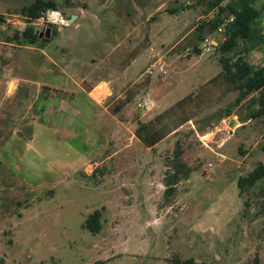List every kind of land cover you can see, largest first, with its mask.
<instances>
[{"label": "rangeland", "instance_id": "1", "mask_svg": "<svg viewBox=\"0 0 264 264\" xmlns=\"http://www.w3.org/2000/svg\"><path fill=\"white\" fill-rule=\"evenodd\" d=\"M32 1L0 0V264H264V178L236 185L264 163L263 117L247 119L259 92L235 103L241 81L220 61L260 65L264 41L202 52L225 36L211 0H54L78 19L32 58L9 40ZM250 2L264 37V0ZM30 62L42 85L23 98L10 79ZM99 77L114 81L97 108L74 82ZM177 143L193 170L166 199ZM95 210L98 232L84 226Z\"/></svg>", "mask_w": 264, "mask_h": 264}, {"label": "trees", "instance_id": "2", "mask_svg": "<svg viewBox=\"0 0 264 264\" xmlns=\"http://www.w3.org/2000/svg\"><path fill=\"white\" fill-rule=\"evenodd\" d=\"M210 5L211 7H217L216 16L210 23L212 30H216L224 18L233 16V19L226 24L224 29L225 36L218 48L221 54L230 52L238 45L240 40L249 41L250 47H254L264 41V37L259 35L255 27L259 10L251 5L250 0H211ZM47 8H56L55 1L33 0L28 5H24L21 8V13L30 20ZM42 38L43 37L38 36L37 28L27 24L21 30H16L9 40L15 41L17 45H35V43ZM245 51L247 52V50ZM220 61L225 68L233 66V70L230 72V80L232 82L236 80L241 81L240 92L236 97L235 103L241 101L251 92H259L256 99L258 107L247 119L253 116H262L264 123V63L254 66L242 56H238L232 64L229 63V58L227 56H221ZM245 121L246 120L240 122L244 123ZM158 139L159 138L148 140L145 141V143L147 145H153ZM181 154L182 151L179 143H177L173 157L170 160V165L163 178L165 186L163 194L166 199L175 192L176 184L181 180L188 179L193 170V168H190L181 160ZM262 178H264V163L259 162L247 174L238 176L236 185L239 190L242 191L246 187L253 186ZM99 216V210H95L85 219L84 226L92 232H98L100 229ZM173 263L194 264V260L192 258L183 260L174 258Z\"/></svg>", "mask_w": 264, "mask_h": 264}, {"label": "crops", "instance_id": "3", "mask_svg": "<svg viewBox=\"0 0 264 264\" xmlns=\"http://www.w3.org/2000/svg\"><path fill=\"white\" fill-rule=\"evenodd\" d=\"M75 15V18L74 20H77L78 19V15L74 14ZM77 27L80 26V23L76 25ZM7 44H10L9 46L11 47L13 44L11 43H7ZM18 47V46H17ZM19 53L20 54H27L29 56H31L33 58V55H32V51H37L39 50L38 52H40L43 56H45L46 58H48V55L45 54V52L41 49H39V47H37L36 45H21L19 46ZM111 52H108V56ZM110 57V56H109ZM34 64V63H33ZM32 62H30L28 65L22 67V66H19L18 67V72L17 74H19L17 77H12L10 80L12 81L13 83V86H12V89L13 91H15V89H18V87L22 86L23 89H24V93L22 95L23 98H28L29 96L31 97H35V94H37V90L40 88V86L42 85V83H40V81L34 79L31 74L33 73L35 67L33 66ZM55 65V63H54ZM57 66V65H55ZM44 67V66H42ZM20 68V69H19ZM41 68V67H40ZM42 71L45 69V68H41ZM58 71V70H57ZM57 71L55 72V76L57 75ZM61 71V69L59 70V72ZM57 79V78H56ZM85 79V78H84ZM83 78L81 79V81H75L74 83L76 84L77 88H79L81 91H83L85 93V95L89 98V100L95 105L97 106L98 108V97L95 96L93 94L94 90L98 87L99 89L98 90H104V85H105V88L107 89L110 85L111 82L114 81V79H104L102 77H99V78H94V79H91L89 81H85L84 83L86 84V88H89L90 91H85V86L82 85V82H83ZM55 82V81H54ZM104 84V85H102ZM53 87L56 86V84H51ZM50 86V84H49ZM59 86H61V84H59ZM59 88V87H58ZM13 93V92H12ZM101 95V94H100ZM100 97V96H99ZM29 104V103H28ZM45 111V110H44ZM237 126L235 129H237V127H241L239 125L241 124H244V123H241L239 122V120L237 119ZM234 131V130H232Z\"/></svg>", "mask_w": 264, "mask_h": 264}, {"label": "built area", "instance_id": "4", "mask_svg": "<svg viewBox=\"0 0 264 264\" xmlns=\"http://www.w3.org/2000/svg\"><path fill=\"white\" fill-rule=\"evenodd\" d=\"M233 19V16H230L226 19L224 23L217 27V32L219 34L224 32L225 26L228 22ZM28 24L37 28V30H45L47 27H58L63 28L70 26L71 22L69 17L66 16L61 10L57 8H47L42 10L35 18L30 19ZM219 46L218 40L214 37L206 35L200 41V49L202 52L211 53L217 50ZM141 108H146L148 106L147 102L139 103Z\"/></svg>", "mask_w": 264, "mask_h": 264}, {"label": "water", "instance_id": "5", "mask_svg": "<svg viewBox=\"0 0 264 264\" xmlns=\"http://www.w3.org/2000/svg\"><path fill=\"white\" fill-rule=\"evenodd\" d=\"M74 18H75L74 14L70 15V17H69L70 22H72L74 20ZM50 32H51V28L47 27L45 30H39L38 36L48 38L50 36Z\"/></svg>", "mask_w": 264, "mask_h": 264}, {"label": "bare ground", "instance_id": "6", "mask_svg": "<svg viewBox=\"0 0 264 264\" xmlns=\"http://www.w3.org/2000/svg\"><path fill=\"white\" fill-rule=\"evenodd\" d=\"M101 91H102V90H101ZM233 120H236V119H235V118H233ZM233 120H232V121H233ZM232 121H231V122H232ZM230 124H231V123H230Z\"/></svg>", "mask_w": 264, "mask_h": 264}]
</instances>
